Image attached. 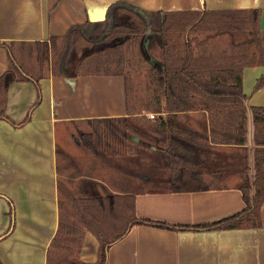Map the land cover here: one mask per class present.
I'll list each match as a JSON object with an SVG mask.
<instances>
[{
    "label": "trees",
    "instance_id": "obj_1",
    "mask_svg": "<svg viewBox=\"0 0 264 264\" xmlns=\"http://www.w3.org/2000/svg\"><path fill=\"white\" fill-rule=\"evenodd\" d=\"M106 12L105 19L72 25L63 36L5 46L8 68L0 75V119L19 127L32 117V109L18 123L6 114L8 89L15 82L34 83L37 105L41 101L40 80L51 75L119 74L125 79L128 115L75 122L72 139L77 148L98 158L141 154L152 148L162 151L170 167V189L176 192L209 189L211 184L202 179L205 168L222 177L225 171L207 155L212 145L245 146L254 170L247 163L236 171L240 178L236 187L245 207L221 221L201 225L139 217L131 194L59 198V223L47 249L46 264H106L108 247L137 224L178 231L260 227L264 108L247 105L242 75L251 66L264 68L263 10L146 11L116 1ZM138 68L147 72V100L136 94L133 72ZM262 87L264 72L253 90ZM193 111L205 114L202 130L180 119ZM152 112L155 118L150 119ZM8 215L10 226L0 240L15 227L11 201ZM86 230L99 241L95 262L78 258Z\"/></svg>",
    "mask_w": 264,
    "mask_h": 264
},
{
    "label": "crops",
    "instance_id": "obj_2",
    "mask_svg": "<svg viewBox=\"0 0 264 264\" xmlns=\"http://www.w3.org/2000/svg\"><path fill=\"white\" fill-rule=\"evenodd\" d=\"M116 1L146 11H264V0H0V75L8 68L6 45L48 41L51 36H63L72 25L98 22L105 19L107 9ZM263 72L260 66L243 71L242 90L249 106L264 108V87L253 90ZM40 84L41 101L37 105L34 83L15 82L8 89L7 116L18 123L32 109L29 122L15 127L0 119V237L10 226V201L15 217L14 229L0 240L1 264H46L47 249L59 223V198H85L105 192L131 194L139 217L181 225L218 222L245 207L236 187L240 180L236 171L242 164L249 163L254 170L245 146L219 144L207 150L208 157L225 173L219 178L205 168L202 179L211 187L203 191L169 189L170 167L164 153L161 157L167 174L163 180L169 183L168 188H135L131 179L130 187L122 181L113 183L107 172L111 157L98 158L87 152L90 157L80 162L83 168L71 173L68 157L60 163L59 132L72 139L75 122L128 115L125 79L119 74L51 75ZM180 119L197 130L206 123L205 114L197 111ZM248 127L251 132L250 122ZM156 151L152 148L151 153ZM140 155L123 157L138 160ZM149 178L136 176L134 180L143 186ZM260 211L261 226L255 228L178 231L137 224L108 247L106 264H264V202ZM79 249V260L95 262L97 237L86 230Z\"/></svg>",
    "mask_w": 264,
    "mask_h": 264
},
{
    "label": "rangeland",
    "instance_id": "obj_3",
    "mask_svg": "<svg viewBox=\"0 0 264 264\" xmlns=\"http://www.w3.org/2000/svg\"><path fill=\"white\" fill-rule=\"evenodd\" d=\"M226 39V38H225ZM146 55L150 59L151 62H154L152 55L149 53V50H147ZM147 72L144 68H138L136 71L133 72V79H134V86L136 89V94L140 96L141 98H144V100H147L148 98V91H147ZM153 113V112H152ZM150 114V113H149ZM85 127V126H84ZM82 127V128H84ZM59 149H60V163L63 161V158H69L70 160V168L71 173H76L78 169L83 168V165L80 164L81 159L84 157H90L87 156L85 151L79 150L76 148L72 142V139L70 137H67L64 132H59ZM139 157L140 163H138V160L135 159H126L123 156L124 155H118V156H110L109 163L112 164L110 166L111 170H107L108 173H110V176L108 177L113 183L117 182L118 184H125L126 186H132L133 181L134 184H136L135 188H141L144 187L146 190H152V189H163L168 188V182L163 180V177L166 176L167 172L164 169V163H163V152L157 150L156 152H144L141 153ZM158 154V155H157ZM89 155V154H88ZM136 155V154H135ZM135 155H127V156H135ZM126 156V157H127ZM161 157V158H160ZM95 160L93 161H99L96 158H93ZM131 161V162H130ZM99 163V162H98ZM101 163V160H100ZM137 166H133L131 164ZM150 177V181H145L144 185L141 186V183H135L136 180L135 177ZM122 181V182H121ZM171 185V183H170ZM170 189V186H169Z\"/></svg>",
    "mask_w": 264,
    "mask_h": 264
},
{
    "label": "water",
    "instance_id": "obj_4",
    "mask_svg": "<svg viewBox=\"0 0 264 264\" xmlns=\"http://www.w3.org/2000/svg\"><path fill=\"white\" fill-rule=\"evenodd\" d=\"M260 26L264 30V11H263V14H262V17H261Z\"/></svg>",
    "mask_w": 264,
    "mask_h": 264
},
{
    "label": "built area",
    "instance_id": "obj_5",
    "mask_svg": "<svg viewBox=\"0 0 264 264\" xmlns=\"http://www.w3.org/2000/svg\"><path fill=\"white\" fill-rule=\"evenodd\" d=\"M149 118H150V119H151V118H155V114H154V113L149 114Z\"/></svg>",
    "mask_w": 264,
    "mask_h": 264
}]
</instances>
